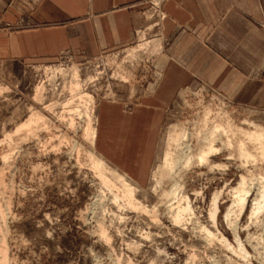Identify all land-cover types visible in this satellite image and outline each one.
Here are the masks:
<instances>
[{"label":"rangeland","instance_id":"rangeland-1","mask_svg":"<svg viewBox=\"0 0 264 264\" xmlns=\"http://www.w3.org/2000/svg\"><path fill=\"white\" fill-rule=\"evenodd\" d=\"M152 2L160 0H149L147 23L122 49L0 66V264H264V207L254 208L264 184V140L242 132L264 127V106L240 105L200 81L187 85L166 110L147 183L124 178L135 190L131 204L120 179L106 173L111 184L104 183L89 156L85 129L89 116L97 122L99 103L130 106L162 79L165 16H150ZM33 112L46 120L17 130ZM175 124L188 135L180 146L168 138ZM216 124L225 130L213 135L216 151L201 163L203 138ZM185 144L191 164L158 182L163 155H178ZM178 185L180 204L189 206L181 221L173 212L179 202L166 197ZM241 188L248 191L243 208Z\"/></svg>","mask_w":264,"mask_h":264},{"label":"crops","instance_id":"crops-1","mask_svg":"<svg viewBox=\"0 0 264 264\" xmlns=\"http://www.w3.org/2000/svg\"><path fill=\"white\" fill-rule=\"evenodd\" d=\"M156 91L130 106L102 100L95 149L145 185L166 110L200 81L248 107L264 106V0H162ZM149 0H0V66L92 57L122 49L147 23Z\"/></svg>","mask_w":264,"mask_h":264},{"label":"bare ground","instance_id":"bare-ground-1","mask_svg":"<svg viewBox=\"0 0 264 264\" xmlns=\"http://www.w3.org/2000/svg\"><path fill=\"white\" fill-rule=\"evenodd\" d=\"M72 71H77L76 66H73ZM125 77V76H124ZM123 77V78H124ZM84 97L88 98V96L83 95ZM90 101H92L90 99ZM46 120V117L44 114L40 113V112H33L31 113L30 117L23 123L21 124L17 130H23L24 128H29L35 124H37L40 121ZM208 121V120H206ZM229 124V123H228ZM224 126L222 124H216L214 125V128L211 132V135L209 136H204V140H207L206 144L204 145V148L200 151V153L197 155V160L201 163L207 161V157L216 151V148L214 146V134H216L218 131L220 130H225V128H223ZM230 130V124L227 126ZM31 129V128H29ZM244 133V135L248 138V140L250 141H256L257 143H262L264 140V127L259 126V125H255L254 130H245L242 131ZM85 133L87 134V137L90 141V150H89V156L94 164V166L96 167V170L98 171L99 175L101 176V179L104 183L111 184V180L110 178H108L105 174L106 173H110L112 175H116L122 185L124 186V198L127 199V201L131 204L134 202L135 196H134V188L129 185L126 181H125V176L126 174L118 171L116 168L112 167L109 165V163L102 157L100 156L96 149H95V140H96V134H97V128H96V122L93 123L91 117L89 116L88 118V122H87V126L85 129ZM168 138L170 141H172L173 143H176L180 146V143L182 140H184L186 137H188L185 129L182 126H179L177 124L173 125L171 127V129L169 130V134H168ZM241 149V153L242 154H246L248 155L249 153L245 150V147L243 146V144H241L240 146ZM163 161L162 164L159 166L158 169V175L157 176V180L158 182L161 180V178L167 176V175H171L174 167H176V165H184V166H189L191 164V162L193 161V155L191 153V149H190V145L189 144H185L184 148L182 149V152L178 155L174 156V153H171L169 151H166L165 153V157L163 155ZM244 180V179H243ZM178 187H180V185L176 186L175 188L171 189L169 192L166 193V197H167V202H174V200H176L177 202H179V204L177 205V207L175 208L174 212V219L176 221H181L183 218V215L185 214L186 211H189V206H182V204H180L182 202V196L180 195L181 192L180 190H178ZM240 194L238 195L237 203L239 204V206L241 208L244 207L246 200H247V193L248 191H246L245 189L241 188L239 189ZM115 198L118 199L119 198V194L115 195ZM256 203H255V212L257 213L261 208L264 207V184L262 187V190L260 191L259 197H255ZM171 208V207H170ZM172 209V208H171ZM173 210V209H172ZM215 213H216V208L214 207L212 212H211V217H215Z\"/></svg>","mask_w":264,"mask_h":264},{"label":"built area","instance_id":"built-area-1","mask_svg":"<svg viewBox=\"0 0 264 264\" xmlns=\"http://www.w3.org/2000/svg\"><path fill=\"white\" fill-rule=\"evenodd\" d=\"M152 5L153 6H152L151 10H153L154 12H152L150 16L153 17L155 14H157V12H159L158 16H160V18L163 19L165 15H164L163 11H161L162 10V8H161V0H160V2H157V3L156 2L155 3L152 2ZM158 23L159 22H156V24H154V25H158Z\"/></svg>","mask_w":264,"mask_h":264}]
</instances>
